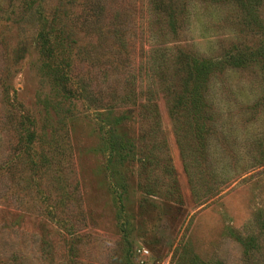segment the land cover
Returning a JSON list of instances; mask_svg holds the SVG:
<instances>
[{"label": "rangeland", "instance_id": "1", "mask_svg": "<svg viewBox=\"0 0 264 264\" xmlns=\"http://www.w3.org/2000/svg\"><path fill=\"white\" fill-rule=\"evenodd\" d=\"M21 1L0 0V264H264V70L232 69L212 81L217 130L207 159L191 166V182L152 69L159 46L213 58L264 47V1L261 26L246 27L231 3L161 0L163 18L175 10L179 25L163 37L150 0H78L70 8L68 0H39L49 13L64 7L60 20L98 58L67 54L73 79L90 81L103 104L58 98L37 50L39 26L19 14ZM98 1L103 40L84 27L88 3ZM152 95L157 121L146 107ZM112 103L120 105L113 113L104 109ZM116 117L115 136L135 145L124 153L129 162H108L99 119L111 126ZM27 130L35 131L34 163L19 144Z\"/></svg>", "mask_w": 264, "mask_h": 264}, {"label": "trees", "instance_id": "2", "mask_svg": "<svg viewBox=\"0 0 264 264\" xmlns=\"http://www.w3.org/2000/svg\"><path fill=\"white\" fill-rule=\"evenodd\" d=\"M150 1L156 12L155 15L158 17L157 19L160 20L156 23L160 30L157 29L156 31L165 33V29L170 26L173 32L177 33L179 25L175 10H170L165 15V18H163L162 12L164 11H162L160 7L161 0ZM202 1L218 4L231 3L239 11V23L241 25L246 27L261 26L257 7L261 5L264 0ZM77 3L78 0H68L65 7H74ZM62 8L64 7L60 5L56 7L54 12L49 13L46 9H42L39 0H22L19 14L23 17L28 15L34 16L36 19L39 26L36 37L37 50L40 58H42L44 62L43 68L45 74L48 75L49 79L53 82L57 90V95L61 96L58 98H61L62 101H74L81 98L93 104H103L104 99L95 94L89 83L90 81L86 82L85 79H81L79 82H76L73 79L74 71L67 54L77 51V55L84 59L86 58L89 62L92 60L95 61L96 59L98 60V58L94 57L91 48L82 45L77 40L76 36L78 33L76 27L68 23H62L60 20ZM64 12L66 13V9ZM85 13L84 27L94 29L97 39L103 40L105 35L103 34L101 25H99V21L104 15L101 2L88 3V9H86ZM118 31V28L114 29L113 36L117 38V40L119 39L118 45L120 48H123L125 44L120 40L122 36L119 37L118 33L120 31ZM163 33L162 36L165 37L166 33ZM152 64L157 90L167 101L177 130V143L181 151V156L184 159V169L190 175L192 182V171L190 168L194 164L200 167L198 163H203L205 159H207L209 154V140L215 134V130H217L215 120L216 109L212 105V101L209 97L212 81L232 69H246L251 66H258L264 70V47L258 50L236 47L234 50L231 49L225 52L222 57L213 58L201 56L198 53H193L191 55L185 52L177 53L176 48L159 46L154 50ZM170 70L177 74L182 73L183 77L175 83L172 77H167V73H169ZM76 83L79 84V87L74 88ZM149 92L155 94L151 89H149ZM126 100H128V97L124 95V97L121 98V102L125 103ZM102 106L103 105H100L99 108ZM118 106L120 105L112 103L111 107H105L104 109H108L113 113ZM146 107L147 110L152 111L151 113L153 114L154 120L157 121L159 119V113L157 103L155 102V96L148 99ZM128 112L129 114L132 113V111ZM14 116L12 111L7 114L9 122L12 125H17L14 122ZM184 116L188 118L186 122L181 120ZM121 119L123 118L116 117L115 122H113L111 126H106L104 120L99 119L100 131L104 134L106 148L109 150L110 154L108 159L109 163H119L124 162V160L129 162V156L124 153L128 147L133 150L135 149V145L131 140L118 137V135L115 136L114 134L118 130L119 124H121ZM23 124L22 122L21 126H23ZM27 131L28 133L25 139L19 144L26 146V152L28 154V151L35 141V131ZM189 134L192 140H196L200 144L198 157H194L195 151L189 147ZM140 150L142 151L143 149L140 148ZM262 152L260 153L259 163L264 162V155ZM145 153L151 154L149 152ZM149 156L150 155H146L143 161ZM27 157H29L27 159L28 163H34V159L29 154ZM254 158L257 159V157Z\"/></svg>", "mask_w": 264, "mask_h": 264}]
</instances>
